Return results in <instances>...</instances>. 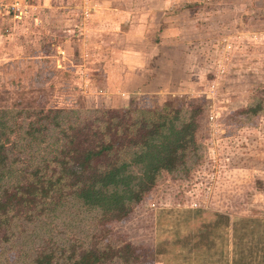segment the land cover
<instances>
[{
	"label": "rangeland",
	"instance_id": "obj_1",
	"mask_svg": "<svg viewBox=\"0 0 264 264\" xmlns=\"http://www.w3.org/2000/svg\"><path fill=\"white\" fill-rule=\"evenodd\" d=\"M18 1L23 6L78 5V0H39L42 4L38 0ZM188 2L198 9L197 33L188 46L167 47L164 52L174 56V68L169 66L170 74L163 69L157 73L166 75L170 82H180L181 87L178 91H163L161 84L154 81L149 87L155 92L118 95L112 105L125 109L130 105L160 107L171 103L181 112L198 110V148L189 151L190 158L184 166L162 174L154 188L121 221H104L90 213L81 215L76 209L73 215L51 217L47 231L42 229L45 234L31 240L25 238L24 231L40 227V221L21 218L1 229L0 264H30L28 257L22 261L20 256L31 246L34 252H55L52 264H70L72 252L88 247H111L110 251H114V247L121 249L126 244L133 245L135 252L127 257L108 255L99 264H232L234 252L239 248L243 251L246 245L261 247L252 258L239 255L238 264H262L264 0ZM5 4L9 7L18 2ZM42 26L43 33L48 25ZM29 37L18 49L6 40L2 53L8 57L24 52L53 56L59 51L56 40L49 51L46 39L34 38V34ZM65 51L77 58L75 47ZM35 64L0 62V109L108 108L107 101L89 92L90 78L84 83L86 77L70 69L66 77L57 73L52 76L36 69Z\"/></svg>",
	"mask_w": 264,
	"mask_h": 264
},
{
	"label": "trees",
	"instance_id": "obj_2",
	"mask_svg": "<svg viewBox=\"0 0 264 264\" xmlns=\"http://www.w3.org/2000/svg\"><path fill=\"white\" fill-rule=\"evenodd\" d=\"M172 107L0 109V230L27 218L41 226L23 230L25 238L42 237L51 217L76 209L104 221L124 219L162 174L184 166L189 151L198 148L199 111ZM260 247L237 249L232 264L239 263V255L252 258ZM31 248L22 261L54 262L55 252ZM114 248L72 252L70 264H99L108 255L135 252L131 244ZM259 260L264 264V256Z\"/></svg>",
	"mask_w": 264,
	"mask_h": 264
},
{
	"label": "crops",
	"instance_id": "obj_3",
	"mask_svg": "<svg viewBox=\"0 0 264 264\" xmlns=\"http://www.w3.org/2000/svg\"><path fill=\"white\" fill-rule=\"evenodd\" d=\"M12 1L18 4L9 7L5 4ZM188 1L84 0L81 4L78 0L75 6H23L18 0H0V5H5L0 6V62L32 61L36 63V69L48 71L52 76L60 74L62 78L70 69L78 76L86 77L84 83L90 78L89 92L107 101L108 108H114L115 96L155 92L149 87L154 81L161 84L163 91H178L180 82H170L165 74L158 76L157 73L163 69L164 73L170 74L169 66L174 68V56L167 55L164 50L181 44L190 45L197 33L198 9ZM40 26L44 27L43 33ZM26 33L27 37L24 36ZM33 34L34 38L49 42L50 45H46L49 51L56 40L59 51L53 56L46 52L20 55L19 50L17 57L2 53L6 40L13 49H18L21 42ZM70 46L76 49V59L65 51ZM48 68H52L51 71Z\"/></svg>",
	"mask_w": 264,
	"mask_h": 264
}]
</instances>
